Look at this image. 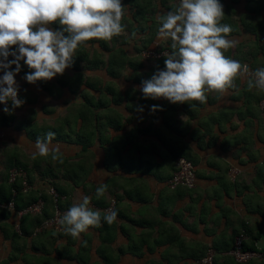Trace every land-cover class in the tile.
I'll list each match as a JSON object with an SVG mask.
<instances>
[{
    "label": "crops",
    "instance_id": "crops-1",
    "mask_svg": "<svg viewBox=\"0 0 264 264\" xmlns=\"http://www.w3.org/2000/svg\"><path fill=\"white\" fill-rule=\"evenodd\" d=\"M179 2L122 0L125 32L111 41L85 42L72 67L51 81L28 83L31 70L21 61L15 79L25 103L15 109L9 103L11 114L0 104V129L6 133L0 186L10 169L22 168L32 192L47 196L48 210V189L54 186L67 211L87 195L89 206L102 214L113 200L118 215L111 226L102 220L78 239L63 227L14 242L12 230L22 223L31 233L35 218L7 212L0 215V263L196 264L212 247L218 264H238L227 252L243 230L257 254L244 264H264L262 91L248 90L247 78L239 79L223 95L208 93L206 103L190 102L194 111L187 103L145 99L140 91L142 81L165 63L139 53L155 44L171 50L170 40L158 39V18ZM221 3L223 23L233 29L229 38L238 41L226 55L253 72L264 68V0ZM153 105L162 110L153 112ZM48 132L55 133L52 145L59 146L62 163L33 158L35 141ZM180 157L195 166L192 190L168 188ZM101 183L108 189L97 199Z\"/></svg>",
    "mask_w": 264,
    "mask_h": 264
},
{
    "label": "clouds",
    "instance_id": "clouds-1",
    "mask_svg": "<svg viewBox=\"0 0 264 264\" xmlns=\"http://www.w3.org/2000/svg\"><path fill=\"white\" fill-rule=\"evenodd\" d=\"M125 6L122 0H0V104L20 108L25 103L18 96L15 75L21 61L31 70L25 79L30 84L51 81L72 67L79 47L95 40L111 41L125 32L122 23ZM221 0H180L178 6L159 16L158 39L170 40V52H164L165 69L142 81L140 91L145 99H166L172 104L206 103L208 93L223 95L237 88L236 81L247 78L248 90L264 91V68L254 72L247 64L226 55L238 45L229 38L231 25L223 23ZM58 24L59 29L51 27ZM135 36V33H133ZM17 49L13 51V49ZM14 59H9V57ZM15 65V72L11 71ZM157 106H152L155 112ZM54 132L35 141L36 155L61 159L59 146L52 145ZM108 186L96 188V198L103 197ZM91 197L84 195L66 211L59 223L74 239L90 227L109 226L117 221V212L103 214L90 207ZM87 242L84 241L86 246Z\"/></svg>",
    "mask_w": 264,
    "mask_h": 264
},
{
    "label": "built area",
    "instance_id": "built-area-1",
    "mask_svg": "<svg viewBox=\"0 0 264 264\" xmlns=\"http://www.w3.org/2000/svg\"><path fill=\"white\" fill-rule=\"evenodd\" d=\"M17 49H13L16 51ZM164 52H169L167 48L159 47L157 44L152 45V47H148L143 49L140 52V56L145 59L151 60H161L165 57L163 56ZM2 78V76H0ZM18 96L20 97V89L18 92ZM11 103V102H9ZM259 106L262 110H264V91H262V97L259 103ZM6 133L3 129H0V142L4 141ZM19 179L20 181V188L22 193H28L32 190V186L27 179V174L22 168H12L9 170V177L8 181L10 184L16 182ZM196 182V169L194 164L184 158L180 157L176 161V168L174 173L171 175L170 179L167 181L168 188L174 190L178 187H183L188 190L195 188ZM13 196H15L16 192L12 190ZM49 195L52 196L54 205V211L51 217L45 219L38 227L34 230V235L40 233L43 230H54V231H61L62 225L59 223L63 214L67 211L66 209H62L58 206V200L60 197L57 195L53 187L48 189ZM115 202L113 200L110 201L109 206L105 209H114ZM44 203L41 199H38L36 202L27 205L23 210L15 212L18 218H21L25 215H40L43 210ZM0 209L13 211L14 204L13 200L0 203ZM16 231L20 233L19 226H16ZM247 234L245 231H239L233 238L232 247L227 252V255L231 257L236 263L244 264L255 257L257 254L254 251H250L244 248V244L247 243ZM215 256L216 253L212 249V247H208L206 252L203 256H201L197 264H215Z\"/></svg>",
    "mask_w": 264,
    "mask_h": 264
},
{
    "label": "trees",
    "instance_id": "trees-1",
    "mask_svg": "<svg viewBox=\"0 0 264 264\" xmlns=\"http://www.w3.org/2000/svg\"><path fill=\"white\" fill-rule=\"evenodd\" d=\"M168 50H169V52L171 51L170 49H168ZM161 60L165 61V58L161 59ZM158 61H160V60H158ZM39 83L41 84L40 81H39ZM8 177H9V171L6 174V182H7V184L5 183V184H3L4 186H0V203H5V202L13 200L14 210L13 211H8V210L0 209V215L7 216L5 214L7 212H18V211H21L27 205L36 202L38 199H41L43 201V203H44L42 213L40 215H38L37 217L36 216H32V215L22 216V219H26V218H30V217L35 218L34 219L35 220V227L33 228L31 233H29L28 231H26L22 227V223L19 225L20 233H18L16 231V229L12 230V235H11L12 241L18 242L21 239H26L31 234L34 235L35 228L38 227L45 219H47V218L52 216L53 211H54L55 203L53 201L52 196L49 195V200L51 202V207H50V210H48V208H47V200H48L47 196L38 197L34 192H32V190L29 191L28 193H22L21 192V188H20V182H19L20 180L17 179L15 183L10 184L9 181H8ZM27 179H28L29 183L31 184V180H30L28 175H27ZM53 188H54L55 192L57 193V195L61 196V193L57 191L56 187L53 186ZM12 190H14L16 192L15 196H13ZM32 193H33V195H32ZM57 204L62 209H66L67 208L66 204H64L63 201H60V199L58 200ZM63 227L64 226L62 225V228ZM45 232H55V231L50 229V230H43L40 233H45ZM56 232H59V231H56ZM35 235H37V234H35ZM244 248L249 250V246H248L247 243L244 244ZM0 264H7V260L3 261ZM215 264H218L217 259H215Z\"/></svg>",
    "mask_w": 264,
    "mask_h": 264
},
{
    "label": "rangeland",
    "instance_id": "rangeland-1",
    "mask_svg": "<svg viewBox=\"0 0 264 264\" xmlns=\"http://www.w3.org/2000/svg\"><path fill=\"white\" fill-rule=\"evenodd\" d=\"M142 50H143V49H142ZM142 50H141V51H142ZM141 51H140V52H141ZM139 54H140V53H139ZM143 59H145V58H143ZM147 60H151V59H147ZM19 89H20V88H19ZM235 172L238 173L237 171H235ZM191 190H192V189H191ZM20 264H21V263H20ZM196 264H197V262H196Z\"/></svg>",
    "mask_w": 264,
    "mask_h": 264
}]
</instances>
